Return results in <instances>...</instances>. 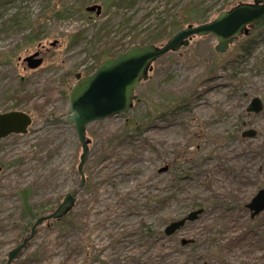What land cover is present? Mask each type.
<instances>
[{"label":"rangeland","instance_id":"374dc122","mask_svg":"<svg viewBox=\"0 0 264 264\" xmlns=\"http://www.w3.org/2000/svg\"><path fill=\"white\" fill-rule=\"evenodd\" d=\"M248 1L0 0V110L33 119L0 139V264L69 192L72 213L40 226L13 264H264V211L247 208L264 189V24L223 52L209 34L158 58L128 112L87 125L82 187V147L67 122L75 75L92 73L103 52L161 38L173 14L198 25ZM254 97L259 113L247 111Z\"/></svg>","mask_w":264,"mask_h":264},{"label":"water","instance_id":"95a60500","mask_svg":"<svg viewBox=\"0 0 264 264\" xmlns=\"http://www.w3.org/2000/svg\"><path fill=\"white\" fill-rule=\"evenodd\" d=\"M97 7V14L101 7ZM94 6L87 8L93 11ZM264 18V0L239 2L229 9L220 11L215 18L195 25L188 24L170 36L162 44H134L127 50L104 58L98 68L91 74L75 75L76 82L68 93L69 108L67 122L72 123L81 143L82 152L78 163V172L81 176V187L85 184L84 167L89 158L91 139L87 135V125L96 120L128 112L136 99V88L148 78L153 63L165 54L178 51L183 46H188L195 37L213 35L217 38L215 46L217 51L223 52L239 37L246 35L256 24ZM263 109V102L254 97L248 112L259 113ZM32 124V117L22 111H0V139L10 134H25ZM253 129L242 133L243 137H254ZM77 193H67L62 202L50 213L39 216L30 232L7 254L5 264H13L28 248L31 241L38 233L40 226H49L53 221H58L66 216L76 204ZM254 218L264 211V189H260L252 201L247 204ZM203 209L195 210L186 217L172 221L165 233L172 235L187 221L196 220ZM191 240L182 239L183 245Z\"/></svg>","mask_w":264,"mask_h":264},{"label":"trees","instance_id":"16d2710c","mask_svg":"<svg viewBox=\"0 0 264 264\" xmlns=\"http://www.w3.org/2000/svg\"><path fill=\"white\" fill-rule=\"evenodd\" d=\"M188 5H190V4H188ZM190 7V6H189ZM192 7V6H191ZM224 9V6L223 7H221L219 10H218V12L219 11H221V10H223ZM188 11V10H187ZM89 12H91V11H89ZM173 15H175V16H173L172 17V20L169 22V25H167V26H162V27H160V29H161V31H162V34L160 35L161 36V38H159V37H157V38H153V39H148L147 40V38H144V39H142V40H140V41H138V40H135V39H133L132 41H131V45H133V44H136L137 42L138 43H142V44H146V43H157L159 40H161V39H163V38H169L170 36H172L174 33H176L178 30H180L181 28H182V26L184 27V25H187V24H191L193 21H195L196 20V18H194L195 16H192V14L190 13V12H186L185 14L183 13V14H181V15H179V14H173ZM183 15V16H182ZM213 15H214V13H213ZM212 15V16H213ZM216 15V14H215ZM211 17V16H210ZM210 17H206L205 15H201V17L198 19V20H200L201 18V21L200 22H205V21H208V20H210ZM212 18V17H211ZM262 24H264V18H262L259 22H258V24L257 25H262ZM245 36H247V35H245ZM255 39L254 38H251V39H249V40H247V45H246V47H245V51L247 52V53H249V49L250 48H253V46H254V43H255ZM126 49H128V47H125V48H123L122 50H120V51H118V52H108V51H106V52H103L102 53V57H103V59L104 58H106V57H108V56H116L119 52H121V51H124V50H126ZM102 59V60H103ZM100 65V63L98 62L96 65H94L93 66V71L92 72H94L97 68H98V66ZM91 68H89V70L91 69ZM91 73V72H90ZM22 194V198H21V201H22V210H23V212L25 213V214H27L29 217H30V219L32 218V216H33V213L31 212V209H30V206L28 205V199H29V197H28V195L26 194H23V193H21ZM72 212H70L69 214H71ZM68 214V215H69ZM67 218V215L65 216V217H63L60 221H62V222H64L65 221V219ZM60 221H58V222H60ZM67 222V221H66ZM69 222V221H68ZM25 231H26V228L24 229Z\"/></svg>","mask_w":264,"mask_h":264},{"label":"flooded vegetation","instance_id":"af4514ba","mask_svg":"<svg viewBox=\"0 0 264 264\" xmlns=\"http://www.w3.org/2000/svg\"><path fill=\"white\" fill-rule=\"evenodd\" d=\"M92 12V11H91ZM258 24V23H257ZM36 57V56H35ZM31 61L32 62H34L35 60H34V57L33 56H27V57H25V60L23 61V62H27V65H30V66H32V64L33 63H31ZM39 61H40V59H39ZM1 111V110H0ZM33 120V119H32ZM33 122V121H32ZM30 127V126H29ZM29 127H28V129H29ZM0 171H1V168H0ZM34 224V223H33ZM33 226V225H32Z\"/></svg>","mask_w":264,"mask_h":264}]
</instances>
